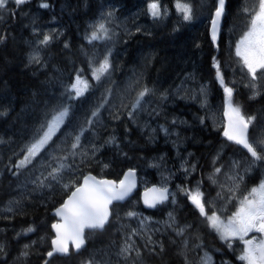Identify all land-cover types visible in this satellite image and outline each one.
I'll list each match as a JSON object with an SVG mask.
<instances>
[{"label":"trees","instance_id":"16d2710c","mask_svg":"<svg viewBox=\"0 0 264 264\" xmlns=\"http://www.w3.org/2000/svg\"><path fill=\"white\" fill-rule=\"evenodd\" d=\"M151 1L27 0L17 6L9 0L0 12V37H4L0 40V245L4 247L0 264H87L89 260L94 264H185L186 259L188 264H201L205 254L215 258L214 264H245L238 259L242 241H232L229 248L181 189H195L199 183L205 201L215 198L232 213L243 195L264 178V162L257 161L249 169L250 153L223 135L224 90L213 67L215 57L225 84L233 88V103L246 117H255L250 141L264 140V77L255 81L260 94L252 98L251 76L235 55V45L249 21L244 9H254L257 0H226L215 43L210 34L215 0H190L193 13L187 21L176 11L175 0H159L167 14L154 19L148 11ZM42 3L49 7H40ZM108 8L115 9L125 23L118 27L117 40L109 49L111 68L96 81L89 62L95 66L96 58L105 54V39L90 43L87 37ZM45 34L53 39L40 45ZM34 54L39 55V64L30 62ZM78 72L91 87L84 96L68 100L65 86ZM144 88L151 91L133 110L131 105ZM103 96L108 103L81 137L77 154L66 161L71 168L63 171L59 183L37 187L38 181H33L41 173L47 176L49 164L56 166L52 157L72 151L78 126ZM60 103L70 105L65 123L31 163L17 168L41 124ZM111 137L116 142L106 143ZM257 151H261L259 145ZM131 168L138 171L139 188L125 203L112 206L106 227L87 231V244L80 252L70 250L49 258L52 224L57 221L53 211L74 190L63 185H79L88 173L119 182ZM215 168L221 171L215 173ZM234 172L242 179L232 193L225 177ZM163 183L173 192L171 200L153 211L145 210L141 191ZM128 211L139 215L129 218ZM169 213L175 217L171 228L167 227ZM145 215L151 222L142 227ZM29 227L34 231L25 232ZM176 228H184V234L178 236ZM132 229H138V234L133 236ZM129 236L139 257L135 251L127 258L119 254Z\"/></svg>","mask_w":264,"mask_h":264},{"label":"snow or ice","instance_id":"6c2138e0","mask_svg":"<svg viewBox=\"0 0 264 264\" xmlns=\"http://www.w3.org/2000/svg\"><path fill=\"white\" fill-rule=\"evenodd\" d=\"M15 5L20 6L27 2V0H13ZM9 4V0H0V12L5 10ZM42 8H48L49 4L42 3ZM176 11L181 15L182 19L187 21L192 19V4L190 0H175ZM215 11L211 21V39L215 43L218 38V31L221 18L225 15L226 0H215ZM148 11L154 19H162L167 14V9H161L159 0H153L148 5ZM245 13L249 15V21L246 30L241 35L240 39L235 45V55L240 58V61L251 76V81L248 86L253 90V97L259 95V91L255 81L264 77V0H257L256 7L254 9H244ZM100 33L107 36L108 29L103 23L94 28L91 35L87 37L91 43L94 40L100 39ZM4 37H0L3 40ZM51 35L45 34L39 41L40 45H48L52 41ZM67 48L68 45L65 44ZM30 62L39 64L40 58L38 54H34L30 58ZM92 72V79L100 81L111 68V63L108 56H105L98 65L93 66L92 62H89ZM213 67L216 69V78L224 90V104H223V116L227 118V123L223 127V135L228 141H232L238 145H242L250 153L252 160L249 162V169L257 161L264 162V140L259 142L250 141L248 137L249 126L255 120L253 116H245L241 110V107L233 103V88L225 84L223 74L220 70V62L213 57ZM260 72L258 77L257 73ZM91 87L89 81L82 77L78 72L75 76L74 82L65 86V98L68 100L78 99L89 90ZM110 94L111 90H107ZM151 90L144 88L137 93L136 99L131 105L132 109L140 107L143 98L149 94ZM201 93L206 96V90L202 87ZM108 103L107 96H103L99 104H97L91 111L89 116H86L83 124L78 126V131L72 137L71 149L72 151L64 156H53L52 159L57 161L56 166L48 165L51 168L48 171L47 176L41 173V177H37V187H50L51 182L59 183L63 176L65 169H70L71 165L66 161L69 156H75L76 150L81 147V137L89 127L96 123L93 118H98L100 109ZM70 113V105L60 103L51 110V118L46 119L41 124L40 129L37 131V136L34 141L26 147V155L23 160L16 165L17 168L24 167L26 164L31 163L42 149L48 145L53 135L59 130L60 126L65 123ZM133 115L129 112V116ZM203 122V121H201ZM175 123V121H173ZM87 126V127H86ZM165 134L169 133L167 128H162ZM42 132V135H41ZM115 137H111L106 143H115ZM257 145L261 147V151H257ZM58 147V146H55ZM93 152L96 150V146L93 145ZM87 153H84L86 155ZM215 163V161H214ZM238 167V163L234 162ZM107 167V165H105ZM195 166L193 165V170ZM187 169L185 172L187 173ZM220 168H215V173H219ZM230 179L232 177H229ZM210 180L215 183V180L210 176ZM242 179V177H240ZM63 187L68 190L74 188L71 191L68 198L56 209V215L59 216L60 222L52 224V228L55 230V236L51 240V251L47 252L48 257H52L54 254L69 253V245L78 252L84 247L86 243L85 231L87 230H102L109 221V217L112 215V205L114 201H123L131 191L136 187L135 172L133 169H129L124 174V178L118 183L113 180L97 179L94 176H84L83 183L76 185L74 182L66 183ZM223 188V186H221ZM238 187V185H237ZM191 201V203L199 210L200 214L205 217L208 225L212 228L220 237V239L227 243L228 247H232V241L239 239L243 242V249L238 259L245 262V264H264V179H261L258 186L252 187L251 190L242 199L239 200L238 207L227 218V221L221 219L216 212H212L210 215L206 211V204H211V201L204 200V193L200 190L199 183L195 189H181ZM229 192L234 193V188H229ZM169 192L166 187H152L146 189L144 192V203L148 207H155L158 203H163L168 199ZM218 197H221V193H217ZM233 197H228L231 200ZM173 203L175 198L173 196ZM11 210V209H9ZM125 215L129 218L137 217L139 214L134 211H128ZM170 223L167 227L171 228L175 224V217L169 213ZM144 219L140 220V224L144 226ZM33 228L29 227L25 232H32ZM138 229H132V235L138 234ZM176 234L182 236L184 234V228H176ZM249 233H259L260 236H251L248 239ZM148 241L151 243V237H148ZM187 241H185V245ZM25 248L28 245L24 246ZM199 247V245H197ZM135 251L137 257H139V249L136 248L134 241L131 240V236L125 241L124 246L120 249L119 254L125 258ZM161 251L163 248L161 247ZM4 252L3 245H0V253ZM23 256L27 255V252L22 253ZM211 257L205 254L201 258V264H210ZM45 264H48L45 261ZM87 264H94L93 260H89ZM185 264H188L187 259Z\"/></svg>","mask_w":264,"mask_h":264},{"label":"rangeland","instance_id":"374dc122","mask_svg":"<svg viewBox=\"0 0 264 264\" xmlns=\"http://www.w3.org/2000/svg\"><path fill=\"white\" fill-rule=\"evenodd\" d=\"M153 2V0L151 1ZM150 2V3H151ZM118 14L116 12L115 9H104L103 12H102V15H101V18L99 20V23L94 25L93 27V30L96 26H98L99 24L103 23L105 25V27L108 29V33H107V36H104L103 33H100V36H101V40L105 39V54L102 56V57H97L96 58V64L95 65H98V63L100 61H102L104 59L105 56H108V53H109V49L111 47V45H113V43H115V41L117 40L116 39V35L120 32V30L118 29V27H121L122 25H124V18H118ZM188 41V40H187ZM179 52V51H178ZM83 77V76H82ZM86 79V78H85ZM74 82V80L72 81ZM213 113V111H212ZM211 113V114H212ZM212 115H215V114H212ZM51 118V115L48 119ZM224 125H225V122H224ZM62 126V125H61ZM60 126V127H61ZM60 129V128H59ZM57 133V132H56ZM55 133V134H56ZM54 134V135H55ZM42 135V134H41ZM53 135V136H54ZM251 173V172H249ZM248 173V174H249ZM229 177H232L231 179ZM240 177H239V173L237 172H234V173H230L229 175H227L225 177V181H226V185L229 187V188H234V187H237V182L239 181ZM264 179V178H263ZM228 180H231L230 182H228ZM261 181V180H260ZM260 183V182H259ZM258 183V184H259ZM258 184L256 186H258ZM160 186H169L168 184L166 183H163L162 185ZM255 187V186H254ZM235 189V188H234ZM251 190V189H250ZM173 194V192H172ZM248 192H246V194L243 195V197L245 195H247ZM242 197V198H243ZM241 198V199H242ZM204 200H205V196H204ZM207 201H211V204H206V208L209 209L211 208L210 210H212V212H216L217 215H219L221 217L222 220H224L225 222L227 221V218L231 215H229L228 213V207H225L224 206V202L222 203L221 201L217 202V200L215 198H211ZM239 203V202H238ZM237 207H238V204H237ZM215 209V210H214ZM211 212V213H212ZM209 213V215L211 214ZM229 215V216H228ZM142 219H144L145 223H150L151 222V217L149 216H141ZM251 236L249 235L248 237H245V239H248L250 238ZM234 241V240H233ZM243 243V242H242ZM244 247V245H243ZM215 263V258L213 260H211L210 264H214Z\"/></svg>","mask_w":264,"mask_h":264},{"label":"water","instance_id":"95a60500","mask_svg":"<svg viewBox=\"0 0 264 264\" xmlns=\"http://www.w3.org/2000/svg\"><path fill=\"white\" fill-rule=\"evenodd\" d=\"M222 19H223V17L221 18L220 25H219L218 38H219V35H220V29H221ZM210 34H211V27H210ZM218 38H217V39H218ZM224 119H225V124H226V123H227V118L224 117ZM249 135H250V126H249V130H248V137H249ZM249 140H250V138H249ZM239 146H240L242 149H244L245 151H247V149L243 148L242 145H239ZM131 169H132V168H131ZM128 170H129V169H128ZM128 170H127L125 173H127ZM133 170H134V172H135L136 187L131 191V193H130V194H129V195H128L123 201H114V202H113V205L118 204V203H125L129 198H131L132 196H134V194H135L136 191L138 190V188H139V181H140V178H139L138 171H137L136 169H133ZM89 175H90V176H94V177H96L97 179H106V180H113V181H116V180H114V179H110V178H102V177H99V176L95 175L94 173H88V174L85 175V176H89ZM123 178H124V176H123ZM123 178H122V179H123ZM116 182H117V181H116ZM82 183H83V179H82L81 184H82ZM117 183H118V182H117ZM152 187L161 188V187H164V186H160V185H158V184H153V185L147 186L145 189H143V190L141 191V201H142V204H143V206H144V209H145V210H148V211H153V210L157 209L159 206H162L163 204L169 202V201L171 200V195H172L170 186H166V188L168 189V192H169L168 199L165 200L163 203H158L155 207H148V206L145 205V203H144V192H145L146 189H149V188H152ZM67 198H68V197H67ZM67 198H66V199H67ZM113 205H112V206H113ZM112 206H111V207H112ZM59 207H60V206H59ZM59 207H58V208H59ZM56 209H57V208H56ZM56 209L53 211V215L57 218V221H56L55 223L60 222V219H61L59 216L56 215ZM111 217H112V215L109 217V221H110ZM109 221H108V223H109ZM108 223H107V224H108ZM107 224H106V225H107ZM106 225H105V227H106ZM105 227H104V228H105ZM52 230H53V233H54V236H55V230H54L53 228H52ZM102 230H103V229H102ZM87 231H90V230H87V229H86V231H85V236H86ZM86 244H87V241H86L84 247L81 248L78 252H80L82 249H84L85 246H86ZM70 250H74L75 252H77V251L73 248V246H72L71 244L69 245V252H70ZM55 255L64 256V254H54L53 256H55ZM53 256H52V257H53ZM49 258H51V257H49Z\"/></svg>","mask_w":264,"mask_h":264},{"label":"flooded vegetation","instance_id":"af4514ba","mask_svg":"<svg viewBox=\"0 0 264 264\" xmlns=\"http://www.w3.org/2000/svg\"><path fill=\"white\" fill-rule=\"evenodd\" d=\"M206 211L208 212V214L212 212V210H209V209H207V208H206ZM232 213H233V212H232ZM232 213H229V215H232ZM229 215H228V216H229ZM249 235H250V236H257V237L260 236L259 233H249Z\"/></svg>","mask_w":264,"mask_h":264},{"label":"bare ground","instance_id":"6f19581e","mask_svg":"<svg viewBox=\"0 0 264 264\" xmlns=\"http://www.w3.org/2000/svg\"><path fill=\"white\" fill-rule=\"evenodd\" d=\"M48 26V25H47ZM55 27V26H54ZM37 37V36H36ZM50 55V54H49Z\"/></svg>","mask_w":264,"mask_h":264}]
</instances>
